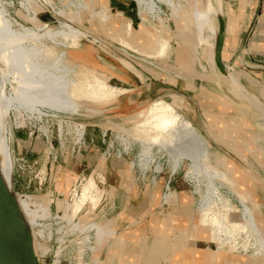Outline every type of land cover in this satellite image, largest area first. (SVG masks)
I'll list each match as a JSON object with an SVG mask.
<instances>
[{"label":"rangeland","instance_id":"1","mask_svg":"<svg viewBox=\"0 0 264 264\" xmlns=\"http://www.w3.org/2000/svg\"><path fill=\"white\" fill-rule=\"evenodd\" d=\"M146 1L151 5V8L149 9L151 14L147 11H143L141 14L136 13L137 4L135 0H130L127 4L122 3V5H112L109 0H0V8L3 9L4 16L9 19L13 28L20 29L24 26L34 29V27L38 25L42 31L50 33L52 37L57 38L58 42L62 43L63 48L65 49L64 53L67 51L68 54H66L73 64L91 65L90 67H94L110 82L112 87L118 91L120 90L115 101L98 108H92L94 106L97 107L98 105L89 102L91 105L87 103V105L83 107L80 106L79 109L72 105H57L50 107L41 104L37 106L36 110H27L19 104L13 103L12 107L7 112L6 117H0L1 152L9 177L12 181V186L16 191L17 200L21 204V207L23 206L22 202H25L29 207V210L35 214V218L32 220L30 219L31 215L29 213H27V216L33 226L34 235L32 236L40 264H89L90 262V264H100L101 260L105 261L108 250L115 252V244L113 241L118 234L117 232L129 229L127 227V222L124 219L115 220L112 215L104 216L100 214L101 211L98 206L100 205L101 199L107 188L106 180L101 173V163H96V166L92 165L88 168L85 167V169L81 166L78 173H63L64 179L63 177L60 179L61 181L67 180V184H58L56 181V188L62 195L56 197L49 193L50 189H52L49 185L51 165L52 169H54V164L62 163L61 169L63 172H67L69 171L68 169L71 168L69 166L71 159H73V157H79L80 154L86 152L88 147L93 145L94 148H98L97 154L98 159L100 158L99 161L109 159L110 161L116 160L121 162L125 168H130L133 177H137L139 182L142 180H150V182L152 181L153 183L155 181L156 184L160 176L162 177L165 175L167 180L168 174L174 173L172 176L171 190H173V184L175 181H180L186 185L189 193L193 196V207L198 215L196 221H194L196 223L191 221L189 225L188 219L184 218L182 224H179L177 223L178 220L170 216L172 219L170 220L169 218V225L166 226V223L163 224L164 227H166L164 232L167 234L155 239V245H157L159 251L162 252L157 253L151 261H154L155 259L157 261L158 257H161L165 259L163 260L164 264H171L173 261L181 260L182 256L185 259H192V254H194V252L191 250L194 248L208 247L209 245L215 247L216 243H213V240L208 237V227L205 223L202 224L200 222L202 210L198 208V198L205 193V181L200 177V188L198 190L195 189V184L186 176L189 160L182 158L178 168L173 171L171 153L163 150L156 144H152L150 148L149 165L145 169L146 171H142V168L140 169L139 165H141L140 157L143 146H141V142L133 135L126 132L136 128L135 118L142 113L146 114L148 110L151 109L150 106H152V102L154 105L155 102L164 99L168 100L174 107H176L171 101L172 96L157 97L153 92L148 94V96H143V94H141V96L138 97L140 98L139 104H141L138 107V110L125 115V113L118 110V104L124 97L132 103L134 101L133 97L136 96L133 93L137 92L138 89L140 90V88H137L135 85L134 89L132 84L123 80L126 77L122 71L117 75L113 74V70L110 68L108 69V66L105 65L117 62L116 60L118 59L115 58V60L113 58V55L117 56L115 52L117 51V48L114 46L115 42L106 36L105 30H103L99 25V22L92 16L93 12L103 7L113 18H115L114 20H117V22L125 20L132 23L134 28H138L140 23H136L134 20L130 19L129 15H124V13L118 15L114 14L119 8H126L127 12L132 16L138 17L148 26H152L150 31L155 32L156 34L159 32V25L163 20V23H166L165 28H167L171 36V44L173 48H175L176 39L173 37L174 35L172 32V30H174V23L171 19L170 11L175 12V14H181V11L176 4L172 5V2L167 6L156 0ZM179 2L180 5L185 8V1L180 0ZM118 16H120L121 19H118ZM113 26L116 27L115 24ZM47 29L51 31H47ZM97 42L98 44H95ZM99 42H103L109 48L115 50L110 52L112 56L103 50L104 48L101 47ZM137 42V47L144 50V40ZM197 48L198 53H200L201 46ZM128 53L132 54V57L128 55L129 57L126 58L133 65L131 73L128 71L131 77L128 80L130 83L138 84V77L134 75L135 70H140L143 73L145 72L141 67V64L144 68H154V70L157 71L154 77H156L158 81L161 79L162 71L152 64L153 60L161 58L149 53H136L137 55L131 52ZM71 54H74V56ZM96 58L101 59V61L103 59L104 62L100 63ZM134 60L139 63H135ZM196 63V69L208 67L207 63L204 61H200V64L199 62ZM0 74L1 76H4L3 78L6 81L5 91L7 93L10 92L13 95H18L20 87L19 78L14 74L10 66L1 58ZM176 108L180 114H183V107L180 109L178 107ZM121 122H124L123 126L118 125ZM70 123H77L82 129L84 128L83 130L85 131V143L81 145L80 148H76L73 153L70 144L67 141V133ZM142 129L144 130L145 128L142 127ZM208 150H210L211 153L213 152L210 162L212 164L214 163L213 165H216L220 170H226L225 164L227 163L224 164V162H228L229 160L227 158H218V155L215 154L217 151L214 148H211L210 143L208 144ZM20 157H24L26 161H21ZM229 164L231 165L230 168H233V175L240 177L244 175L240 174L242 169L236 167L232 161ZM250 167L252 170H256L260 179L264 180V169L262 167L256 165H253L254 168H252L251 165ZM37 176L42 177L43 180L41 184L38 182ZM253 176L255 177V175H252V177ZM89 178H92L93 180V186L90 188L91 195L89 194L88 197L85 198L84 205L78 212L79 215L77 214V217L73 216V218H76L72 223H76L82 215H85L86 211L90 212L81 218L85 224L94 221L106 222L111 220L112 223H114L113 226H115L116 232L113 236H110L105 243H102L104 245L99 249L94 248L97 238L95 236L97 233L95 230H90L89 234L91 237L83 236L84 234L77 233L82 229L79 228L81 227V223H79V225H72V223L68 222L71 210L73 207L75 208V201L78 197L82 196L86 181ZM71 184L73 185L70 190ZM217 185L222 194L230 195L229 198H232V201L238 206L241 205L235 192L231 191L232 193H230L227 187L220 182H218ZM259 186L263 187L260 192L264 193V183H260ZM163 189L164 185L162 188V194L164 191ZM246 202L249 203L251 207L253 206L251 204L252 202L261 204L258 203L255 194L253 195L252 202L250 199H247ZM48 204H50L49 210L45 212ZM261 206L262 205H259L258 207H260L262 217V214L264 215V208L262 209ZM252 208L254 212V210H256L255 206ZM189 212L190 210L188 206L185 207V211H183V209L181 211L185 216H188L190 214ZM59 216L62 217L64 221L58 219ZM231 218H235L236 220L240 219V213L238 211L231 213ZM175 226H180L181 229H185L187 234L190 231V237L187 239L176 238L171 242L169 235L172 234V229ZM96 228L99 229L98 227ZM198 230L202 231V238H204L206 232L210 243L209 245L207 242L197 240L194 237L197 235ZM262 232L264 233V228H262ZM160 239L161 242H159ZM199 242H202L204 245H198ZM138 243L139 246L144 244L141 242ZM125 247V250L129 248L128 245ZM174 251H178V254H174ZM220 251L225 253V256L227 257L226 260L224 259V264H227L228 262L229 264H256V262L249 259L247 255H244L247 253L245 251H239L240 254L231 253L226 251V247H222ZM125 252H127V250ZM140 256L141 255H139V257ZM105 262L106 264H117V258L116 256H112V258ZM187 264H192V262Z\"/></svg>","mask_w":264,"mask_h":264},{"label":"crops","instance_id":"2","mask_svg":"<svg viewBox=\"0 0 264 264\" xmlns=\"http://www.w3.org/2000/svg\"><path fill=\"white\" fill-rule=\"evenodd\" d=\"M135 1L136 13L141 14L147 11L151 14L149 2ZM156 1L167 6L172 2V5L176 4L181 11V14L170 11L174 23L172 32L176 39V46L172 47V52L166 57L153 60L152 64L162 71L159 81L154 77L157 73L154 68H144L141 64L145 72L135 70L134 75L138 77V84H133L128 81L131 78L133 65L126 58L132 57V54L115 43L117 51H114L117 56L113 55V58L120 62L115 59L117 62L105 65L113 70V74L117 75L122 71L126 77L123 80L132 84L134 89L135 85L140 88L133 93L136 95L133 97L134 101L131 103L124 97L125 99L123 98L118 104V110L125 115L138 110L141 105L138 97L141 94L148 96L153 92L157 97L172 96L171 101L179 109L184 108L183 115L192 122L199 134L208 139L211 148L217 151L215 154L218 158H227L247 175V188L254 191L263 209L264 193L260 192L263 187L259 184L264 183V180L252 177V174L257 175V173L255 169H251L250 165L252 168L256 165L264 169V0H183L186 3L185 8L180 5V0ZM109 2L112 5H122L130 0H109ZM120 13L129 15L130 19L146 27L147 31L152 29V26H148L138 17L128 13L126 8H119L114 14ZM220 14L224 15L225 21L221 56L227 63L226 75H222L216 69L213 59L214 40L218 31L216 17ZM199 46H201L200 53L197 48ZM103 50L112 56L105 48ZM96 59L100 63L104 62L103 59L102 61L99 58ZM200 61L206 62L208 67L196 69V62L200 64ZM134 62L137 61L134 60ZM170 90L184 91L193 100L181 95L170 94ZM93 146L88 147L86 152L80 154L79 157H73L69 165L71 168L67 172L61 169L62 163L54 164V169L51 165L49 185L52 189L49 193L56 197L62 195L56 188V181L58 184H67V180L61 181L63 173H78L81 166L85 169V167L101 163V173L106 180L107 188L98 206L100 214L112 215L115 220L124 219L129 228L117 232L116 237H113L115 252L108 250L105 261L116 256L117 264H164L165 259L161 257H158L157 261L156 259L149 261L147 256L153 257L162 252L150 246L151 244L154 246L153 242L156 238L167 234L164 232L166 227L163 224L169 225L170 216L178 220L179 224H182L184 218L188 219L189 225L191 221H196L198 215L193 207V196L185 184L175 181L173 190L164 198L162 188L166 181L165 175L160 176L156 184L155 181L153 183L150 180L139 182L137 177H133L130 168H125L121 162L109 159L99 161L98 148ZM139 168L141 169V165ZM22 205L23 212L31 226L32 235H34L30 219H34L35 214L29 210L25 202H22ZM186 206L190 210L188 216L181 213L182 209L185 211ZM73 209L74 207L68 221L70 223L79 215L78 213L73 218ZM89 212L86 211L85 215H82L72 225L81 223L79 228L82 229L77 233L84 234L83 236L91 237L90 230H95L97 238L94 248L99 249L104 245L102 243L115 234L116 229L111 220L83 223L81 218ZM27 213L31 215L30 219ZM58 219L64 221L60 216ZM259 221L264 225L263 214ZM189 233L187 234L186 230L181 229L180 226H175L172 234L169 235L170 241L173 242L176 238L187 239L190 237ZM138 242L144 244L139 246ZM202 244L198 243V245ZM126 245L129 246L126 249L127 252H125ZM34 248L37 256L36 246ZM139 255L142 257L140 258ZM105 261L101 260L100 264H106Z\"/></svg>","mask_w":264,"mask_h":264},{"label":"bare ground","instance_id":"3","mask_svg":"<svg viewBox=\"0 0 264 264\" xmlns=\"http://www.w3.org/2000/svg\"><path fill=\"white\" fill-rule=\"evenodd\" d=\"M92 16L105 30L106 36L125 51L133 54L149 53L159 58H164L172 52L171 36L165 28L166 23L164 24L163 20L159 25V32L156 34L150 30L147 32L146 27L141 25L134 28L132 23L125 20L117 22L104 7L93 12ZM117 18L121 19L120 16ZM114 24L116 27L113 26ZM140 40H144L143 44L146 50L137 47V41ZM100 45L112 52L107 45L104 46L103 42H100ZM64 50L62 43L58 42L57 38L42 31L38 25L34 29L24 26L20 29L13 28L9 19L4 16L3 9L0 8V58L10 66L20 82L18 95L7 93L5 91L6 81L0 74V117H6L13 103H17L27 110H36L37 106L41 104L50 107L72 105L79 109L80 106L83 107L89 102L98 105L92 108H98L116 100L120 90L112 87L110 82L94 67H90L91 65L73 64L67 51L66 54ZM71 55L74 56V54ZM89 105L91 104L89 103ZM150 107L151 109L146 114L142 113L135 118L136 128L126 131L140 141L143 146L140 157L142 171L149 165L152 144L171 153L173 171L178 168L182 158L188 159L186 176L195 184V189L200 188V177L205 181V193L198 198V208L202 210L200 222L205 223L209 231L208 237L213 240V243H216L215 247L209 245L206 232L202 238V231L198 230L194 237L207 242L209 246L194 248L191 250L194 252L192 259H185L182 256L181 260L173 261L171 264L190 262L192 264H224V259L226 260L227 257L220 251L222 247H226V251L231 253L240 254L239 251H245L247 253L244 255H247L256 264H264V233L262 232L264 225L259 221L261 217L259 204L252 202L254 191L247 188V175L242 172H240V174H244L242 177L233 175V168H230L229 164L230 160L229 163L223 160L224 164L227 163L224 171L213 165L214 163L210 162L213 152L208 150L210 142L196 131L192 122L180 114L171 102L163 99L155 102L154 105L152 102ZM123 124L124 122H121L118 125L123 126ZM142 127L145 129L143 130ZM1 151L0 145V165L4 176L10 182ZM252 175H255L256 179H260L258 175ZM218 182L224 184L230 193H232L231 191L235 192L241 205L238 206L232 201V198H229L230 195L222 194L217 185ZM92 186L93 180L89 178L82 196L75 201L73 216H77L84 205L85 198L90 194ZM247 199H250L251 204L255 206L254 212L253 206L251 207L246 202ZM19 205L21 207L20 203ZM49 205L45 212L49 210ZM236 211L240 213L238 220L231 218V213ZM153 244L154 246L151 244L150 247L157 249L155 241ZM153 254L155 253L153 252ZM174 254H178V251H174ZM147 257L150 261L154 255Z\"/></svg>","mask_w":264,"mask_h":264},{"label":"water","instance_id":"4","mask_svg":"<svg viewBox=\"0 0 264 264\" xmlns=\"http://www.w3.org/2000/svg\"><path fill=\"white\" fill-rule=\"evenodd\" d=\"M218 31L214 40V63L216 69L226 75V64L221 56L225 21L224 15L216 17ZM100 43V42H99ZM95 44H98L95 43ZM113 49H111L112 51ZM114 51V50H113ZM170 94L193 98L184 91L170 90ZM0 264H40L34 250L31 226L20 207L16 191L4 176L0 165Z\"/></svg>","mask_w":264,"mask_h":264},{"label":"built area","instance_id":"5","mask_svg":"<svg viewBox=\"0 0 264 264\" xmlns=\"http://www.w3.org/2000/svg\"><path fill=\"white\" fill-rule=\"evenodd\" d=\"M38 131V129H37ZM68 142L71 147L72 153L75 152L76 148H80L81 145L85 143V131L77 124V123H70L69 130H68ZM45 135V134H44ZM46 137V136H45ZM20 160L25 162L26 159L24 157H20ZM174 173L168 174V178L164 184V191H163V197L165 198L168 196L171 192V182H172V176ZM38 182L42 183V177L37 176Z\"/></svg>","mask_w":264,"mask_h":264}]
</instances>
